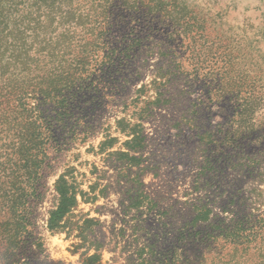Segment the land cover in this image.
I'll use <instances>...</instances> for the list:
<instances>
[{"label": "rangeland", "instance_id": "obj_1", "mask_svg": "<svg viewBox=\"0 0 264 264\" xmlns=\"http://www.w3.org/2000/svg\"><path fill=\"white\" fill-rule=\"evenodd\" d=\"M161 2L176 23H204L202 35L145 34L125 57L114 54L116 36L96 48V90L85 92L63 132L57 127L60 150L49 148L35 264H161L169 249L200 253L191 238L211 223L264 215V0ZM8 4L0 2L10 15L2 64L44 50L59 55L78 38L77 17L76 32L86 31L84 10L62 23L18 26ZM107 56L123 69L103 74ZM248 91L258 100L245 104ZM65 170L78 204L66 230L51 232L53 184ZM203 255L212 264L210 250Z\"/></svg>", "mask_w": 264, "mask_h": 264}, {"label": "trees", "instance_id": "obj_2", "mask_svg": "<svg viewBox=\"0 0 264 264\" xmlns=\"http://www.w3.org/2000/svg\"><path fill=\"white\" fill-rule=\"evenodd\" d=\"M1 1L9 2L11 13L19 20L18 26L22 22L37 24L47 20L62 23L71 14L74 19L79 10L87 13L84 35L76 32L81 19L77 17L73 31L78 38L69 39L59 55L54 50H44L26 53L21 58L11 57L2 64L0 54V264H35L37 254L33 247L42 245L39 237L34 236V218L48 191L45 167L54 159L49 148L54 152L60 150L58 140L64 136L56 133L57 127L63 132L85 92L96 90V74L92 70L98 62L94 57L96 48L116 36L122 46L114 54L125 57L137 51L142 36L165 31L171 37H196L202 35L205 27L197 19L188 24L185 18H179L181 21L176 23L161 0ZM8 11L0 5V33L10 16ZM106 58L101 64L103 74L123 69L121 59L117 64L112 57ZM253 92L246 93L245 104L258 100ZM130 129L135 133L134 126ZM105 145L106 141L101 143V147ZM67 170L53 184V207L47 218L51 232L66 230V218L78 204V191L69 182ZM209 228L199 238H191L190 244L198 247L200 253L191 258L184 249H169L161 264H205L203 254L208 250L212 264H264V215L253 220L233 219L225 225L211 223ZM98 258L95 254L87 260Z\"/></svg>", "mask_w": 264, "mask_h": 264}]
</instances>
